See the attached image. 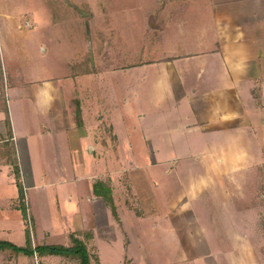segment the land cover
I'll list each match as a JSON object with an SVG mask.
<instances>
[{"label": "rangeland", "instance_id": "1", "mask_svg": "<svg viewBox=\"0 0 264 264\" xmlns=\"http://www.w3.org/2000/svg\"><path fill=\"white\" fill-rule=\"evenodd\" d=\"M210 1L0 0L7 68L21 65L33 73L43 67L66 96L72 91L81 96L79 91L90 86L104 122L112 125L107 142L120 146L78 156L82 172L67 164L58 171L50 157L47 172L23 166L18 202L10 209L21 223L0 228V243L27 248L35 232L42 246L82 240L96 264H264V78L253 84L250 97L240 92L246 122L203 139L176 136L148 145L141 138L140 114L150 117L151 112L136 107L132 96L134 88L153 81L147 60L180 46L193 50L203 34V44L211 43ZM180 19L188 33L182 39L174 36ZM162 22L167 32L155 33L152 25L159 28ZM97 86L105 101L97 99ZM171 167L174 171L165 174ZM71 173L74 184L67 181ZM40 178L55 185L33 188ZM6 188L0 187L1 193ZM109 188L114 209L104 200ZM84 230L89 231L82 237ZM2 249L8 256L13 252L9 246ZM42 257L62 262L60 255Z\"/></svg>", "mask_w": 264, "mask_h": 264}, {"label": "crops", "instance_id": "2", "mask_svg": "<svg viewBox=\"0 0 264 264\" xmlns=\"http://www.w3.org/2000/svg\"><path fill=\"white\" fill-rule=\"evenodd\" d=\"M210 2L211 43L203 44L206 43V34H203L202 43L193 50H181L180 46V50L172 48L169 55L147 60L153 81L149 87H139L141 92L138 87L133 90L136 107L142 109L146 106L151 112L150 117L140 114L144 121L141 138L148 145L152 141H172L176 136L203 139L206 133H215L216 130L220 133V129L231 132L237 124L246 122L247 109L240 92L243 90L250 97L253 84L264 78V0ZM163 24L159 28L152 25V30L165 34L167 30ZM174 30L177 38L188 37L181 19L174 25ZM199 46L203 48L197 50ZM7 66L0 43V187L7 185L3 193L0 190L2 230L13 228L15 220L17 224L21 223L16 210H10L20 195V185L9 159L10 148L14 151L12 161L21 171L24 166L28 172H47L48 157L55 158L52 166L58 171L64 170V164H67L73 172H82L84 164L77 161L78 156L87 151L101 155L103 151H119L120 148L119 143L114 148L107 142L112 125L108 128L110 124L104 122L102 104H95L90 86L79 91L83 93L81 96H76V91L68 92L66 96L59 80L51 75L45 76L47 71L43 67L37 66L35 72L26 73L21 65ZM100 89L101 86L95 87L97 99L102 101L104 97ZM161 124L167 126L158 128ZM151 150L157 151V148ZM174 168H167L164 173L170 174ZM139 172L146 173L143 167ZM75 178L71 173L67 181L73 183ZM39 180L33 188L55 185L54 182L44 183V178ZM55 200L56 197L52 198ZM17 230L21 231L20 225ZM88 231L79 234L85 237ZM30 243L34 250L43 244L35 232ZM61 246L71 244L67 242ZM35 254H38L37 260L33 255L27 256L14 249L9 256L3 251L0 264H74L78 261L60 256L62 262L51 263L37 251Z\"/></svg>", "mask_w": 264, "mask_h": 264}, {"label": "trees", "instance_id": "3", "mask_svg": "<svg viewBox=\"0 0 264 264\" xmlns=\"http://www.w3.org/2000/svg\"><path fill=\"white\" fill-rule=\"evenodd\" d=\"M1 78V76H0ZM11 150V155H9V159H11V163L13 164V173L17 176V178L20 175V170L18 165L12 161V159L14 158V151L12 150V148L9 149V152ZM109 193H110V197L107 196L106 194H104L105 198L104 199L106 202H108L111 207L114 206L113 201L111 204V190L109 188ZM114 209V207H113ZM73 244L72 246H43V247H37L35 250L32 249L31 243H29V245L27 246V248H17L16 246H11L9 244H2L0 243V249L4 248V247H11L13 248L15 251L17 252H22L27 256H32L34 254L35 251H37L40 255L43 254H50V255H60L63 257H67V258H73L79 261V264H96V260H95V256H93V252L88 251L86 249V245L82 240L79 239H74L73 240ZM98 261V260H97Z\"/></svg>", "mask_w": 264, "mask_h": 264}, {"label": "built area", "instance_id": "4", "mask_svg": "<svg viewBox=\"0 0 264 264\" xmlns=\"http://www.w3.org/2000/svg\"><path fill=\"white\" fill-rule=\"evenodd\" d=\"M20 170V169H19ZM24 188V187H23ZM24 190H25V188H24Z\"/></svg>", "mask_w": 264, "mask_h": 264}]
</instances>
